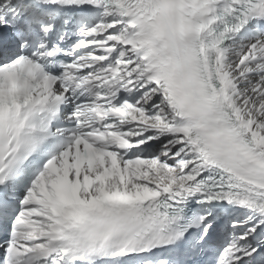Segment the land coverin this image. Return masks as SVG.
I'll return each instance as SVG.
<instances>
[{
	"label": "snow or ice",
	"instance_id": "snow-or-ice-1",
	"mask_svg": "<svg viewBox=\"0 0 264 264\" xmlns=\"http://www.w3.org/2000/svg\"><path fill=\"white\" fill-rule=\"evenodd\" d=\"M0 264H264V0H0Z\"/></svg>",
	"mask_w": 264,
	"mask_h": 264
}]
</instances>
